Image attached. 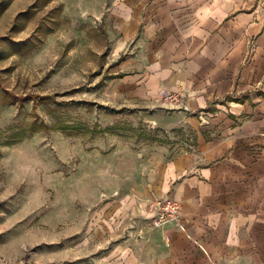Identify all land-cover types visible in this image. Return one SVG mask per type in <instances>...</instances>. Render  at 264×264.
I'll use <instances>...</instances> for the list:
<instances>
[{
    "label": "rangeland",
    "instance_id": "1",
    "mask_svg": "<svg viewBox=\"0 0 264 264\" xmlns=\"http://www.w3.org/2000/svg\"><path fill=\"white\" fill-rule=\"evenodd\" d=\"M97 5L0 0V264H114L138 185L195 143L129 105Z\"/></svg>",
    "mask_w": 264,
    "mask_h": 264
},
{
    "label": "crops",
    "instance_id": "2",
    "mask_svg": "<svg viewBox=\"0 0 264 264\" xmlns=\"http://www.w3.org/2000/svg\"><path fill=\"white\" fill-rule=\"evenodd\" d=\"M95 1L129 105L195 139L136 188L114 264H264V14L243 0ZM163 196L180 223L153 228Z\"/></svg>",
    "mask_w": 264,
    "mask_h": 264
},
{
    "label": "built area",
    "instance_id": "3",
    "mask_svg": "<svg viewBox=\"0 0 264 264\" xmlns=\"http://www.w3.org/2000/svg\"><path fill=\"white\" fill-rule=\"evenodd\" d=\"M167 98L171 97L166 96ZM147 216L149 225L153 228H161L172 222L180 223L181 204L170 197H158L148 203ZM165 240L168 242L169 238L166 236Z\"/></svg>",
    "mask_w": 264,
    "mask_h": 264
},
{
    "label": "trees",
    "instance_id": "4",
    "mask_svg": "<svg viewBox=\"0 0 264 264\" xmlns=\"http://www.w3.org/2000/svg\"><path fill=\"white\" fill-rule=\"evenodd\" d=\"M115 77H116V76H115ZM47 99H49V97L46 96V97L41 98L40 100H41V101H45V100H47Z\"/></svg>",
    "mask_w": 264,
    "mask_h": 264
}]
</instances>
